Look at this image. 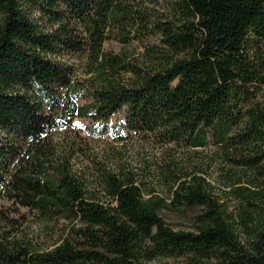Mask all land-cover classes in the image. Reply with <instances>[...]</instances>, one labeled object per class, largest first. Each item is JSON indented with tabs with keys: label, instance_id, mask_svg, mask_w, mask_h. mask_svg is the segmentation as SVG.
Listing matches in <instances>:
<instances>
[{
	"label": "trees",
	"instance_id": "obj_1",
	"mask_svg": "<svg viewBox=\"0 0 264 264\" xmlns=\"http://www.w3.org/2000/svg\"><path fill=\"white\" fill-rule=\"evenodd\" d=\"M173 2L177 23L154 24L162 46L146 50L154 66L142 70L104 46L115 31L122 44L139 39L151 23L143 0H0V133L7 138H0V196L41 221L73 224L50 250L0 234V264H144L188 255L195 264H264L257 215L264 206V0ZM70 54L84 57L95 77L84 94L63 61ZM119 112L130 131L192 149L211 142L260 174V190H234L244 201L239 222L202 177L177 182L164 199L144 194L130 174L107 173L101 201L67 166L51 174L52 132ZM168 207L200 209L195 231H174L160 215Z\"/></svg>",
	"mask_w": 264,
	"mask_h": 264
},
{
	"label": "rangeland",
	"instance_id": "obj_2",
	"mask_svg": "<svg viewBox=\"0 0 264 264\" xmlns=\"http://www.w3.org/2000/svg\"><path fill=\"white\" fill-rule=\"evenodd\" d=\"M142 8L150 17L151 23L142 29L137 40L122 44L112 34L104 46L105 51L119 54L124 52L127 63L142 70L153 68L147 49L161 47V34L155 29L157 22L177 23L179 14L173 0H143ZM135 34H137L135 32ZM252 43H249L251 48ZM63 61L72 68V81L84 94L94 83V76L87 74V60L79 55H65ZM132 74H124L122 80L131 82ZM264 88L258 95L263 101ZM88 98L79 99V103H87ZM125 113L119 112L108 122H96L90 118H76L72 125L62 126L47 138L50 152V163L53 174L58 167L67 166L70 173L81 182L82 186L96 198L103 201L102 182L105 174H130L144 194L154 193L168 199L177 182L202 177L210 184L213 196L220 200L226 213L239 222V214L244 201L234 190L246 188L260 190L254 183L263 178L256 171L247 167H238L231 162L232 154L222 150L213 143L205 148H187L182 144L168 141L163 134H151L130 131L125 126ZM1 141H7L4 133H0ZM264 167V161L261 163ZM239 184H233L238 183ZM259 205V203H257ZM14 208V210H12ZM259 220L264 226V206L258 210ZM200 209H176L172 207L161 210L160 215L174 230L194 232L193 217ZM5 215L13 219L9 223ZM73 224L41 221L32 213L0 196V234L12 231L13 235L29 240L43 249H52L61 242L72 229ZM237 234L243 241L246 234L237 226ZM144 264H195L190 255L177 258L156 256Z\"/></svg>",
	"mask_w": 264,
	"mask_h": 264
}]
</instances>
